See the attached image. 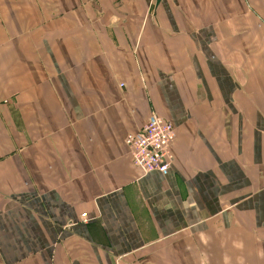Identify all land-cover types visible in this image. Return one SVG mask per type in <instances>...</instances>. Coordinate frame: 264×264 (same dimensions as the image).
Returning a JSON list of instances; mask_svg holds the SVG:
<instances>
[{"label": "crops", "instance_id": "0c3cea01", "mask_svg": "<svg viewBox=\"0 0 264 264\" xmlns=\"http://www.w3.org/2000/svg\"><path fill=\"white\" fill-rule=\"evenodd\" d=\"M0 264H264V0H0Z\"/></svg>", "mask_w": 264, "mask_h": 264}, {"label": "built area", "instance_id": "2783aa9c", "mask_svg": "<svg viewBox=\"0 0 264 264\" xmlns=\"http://www.w3.org/2000/svg\"><path fill=\"white\" fill-rule=\"evenodd\" d=\"M175 139L174 125L152 114L140 132L128 136L125 143L131 150L133 164L145 174H166L174 160L171 146ZM82 219L86 222L87 215L83 214Z\"/></svg>", "mask_w": 264, "mask_h": 264}, {"label": "water", "instance_id": "95a60500", "mask_svg": "<svg viewBox=\"0 0 264 264\" xmlns=\"http://www.w3.org/2000/svg\"><path fill=\"white\" fill-rule=\"evenodd\" d=\"M158 1H160V0H158Z\"/></svg>", "mask_w": 264, "mask_h": 264}, {"label": "rangeland", "instance_id": "374dc122", "mask_svg": "<svg viewBox=\"0 0 264 264\" xmlns=\"http://www.w3.org/2000/svg\"><path fill=\"white\" fill-rule=\"evenodd\" d=\"M172 123V122H171Z\"/></svg>", "mask_w": 264, "mask_h": 264}]
</instances>
